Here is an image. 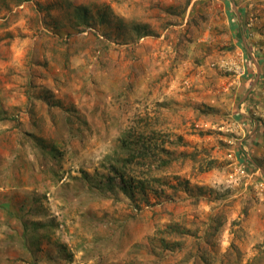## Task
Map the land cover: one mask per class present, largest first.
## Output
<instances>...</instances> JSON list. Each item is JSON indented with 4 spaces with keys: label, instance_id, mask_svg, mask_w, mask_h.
<instances>
[{
    "label": "rangeland",
    "instance_id": "rangeland-1",
    "mask_svg": "<svg viewBox=\"0 0 264 264\" xmlns=\"http://www.w3.org/2000/svg\"><path fill=\"white\" fill-rule=\"evenodd\" d=\"M221 212L256 264L264 0H0V264H194Z\"/></svg>",
    "mask_w": 264,
    "mask_h": 264
},
{
    "label": "trees",
    "instance_id": "trees-1",
    "mask_svg": "<svg viewBox=\"0 0 264 264\" xmlns=\"http://www.w3.org/2000/svg\"><path fill=\"white\" fill-rule=\"evenodd\" d=\"M78 13L76 14V16L81 18L80 12ZM83 17L85 16L83 15ZM106 19H107V15H105L104 13L103 16L101 17V22L103 23L106 22ZM167 165H169V163H167ZM249 209H251V205L244 209L243 214L245 215V217L248 216ZM222 217H224V213L221 212L210 219V223L208 225V230L205 238V244H204L205 247H203V249L199 251V253L196 255L194 264H215L217 258L216 253L215 254L211 253L209 249H211L210 246L212 245L213 237H216L217 235H219V232H221L224 222ZM241 260H242L241 251L238 249V247L235 244H232L228 249V251L223 255L221 262L223 264H231L232 262L240 263ZM256 261H258L256 264H264V252L260 257L257 258Z\"/></svg>",
    "mask_w": 264,
    "mask_h": 264
},
{
    "label": "built area",
    "instance_id": "built-area-1",
    "mask_svg": "<svg viewBox=\"0 0 264 264\" xmlns=\"http://www.w3.org/2000/svg\"><path fill=\"white\" fill-rule=\"evenodd\" d=\"M97 33V30H94L92 28H88L86 29V31L83 33V35L87 36L89 34H96ZM99 36V35H98Z\"/></svg>",
    "mask_w": 264,
    "mask_h": 264
},
{
    "label": "crops",
    "instance_id": "crops-1",
    "mask_svg": "<svg viewBox=\"0 0 264 264\" xmlns=\"http://www.w3.org/2000/svg\"><path fill=\"white\" fill-rule=\"evenodd\" d=\"M256 77H259V76H256ZM255 79H257V78H255ZM242 115H244V116H245V114H242Z\"/></svg>",
    "mask_w": 264,
    "mask_h": 264
}]
</instances>
